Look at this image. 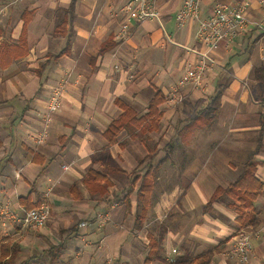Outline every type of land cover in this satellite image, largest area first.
Returning <instances> with one entry per match:
<instances>
[{
  "label": "crops",
  "instance_id": "obj_1",
  "mask_svg": "<svg viewBox=\"0 0 264 264\" xmlns=\"http://www.w3.org/2000/svg\"><path fill=\"white\" fill-rule=\"evenodd\" d=\"M219 4L244 5L251 19L264 15V0H200V17H209ZM182 5L183 0H155L160 24L130 20L124 30L135 7L128 0H0V44L23 40L26 50L0 63V204L20 217L18 197L41 195L50 212L39 234L50 244L63 242V255L79 264H97L104 244L115 260L144 264L151 223L165 227L167 258L216 247L209 264H264V230L250 238L248 262L226 254L235 235L264 224V187L255 201L254 224L239 227L237 213L223 201L203 211L214 189L232 182L251 154L256 176L264 181V32L250 25L221 40L201 87L176 86L187 65L198 61L191 49H203L195 36L198 21L177 24ZM107 42L113 47L100 53ZM174 87L181 97L177 104L165 100ZM156 91L164 97L158 128L142 134L123 129L109 145L103 132L122 112L116 101L141 116ZM56 94L59 105L48 135L36 144ZM217 95L216 116L187 128ZM148 151L154 153L153 166L166 160L158 164L150 194L152 221L138 229L132 220L138 183L131 181L149 161ZM89 169L111 180L109 201L91 198L84 187ZM75 184L79 199L70 190ZM100 214L107 215L104 224ZM10 234H18L15 241L23 247L25 232L18 227ZM26 238L35 244L40 236Z\"/></svg>",
  "mask_w": 264,
  "mask_h": 264
},
{
  "label": "trees",
  "instance_id": "obj_2",
  "mask_svg": "<svg viewBox=\"0 0 264 264\" xmlns=\"http://www.w3.org/2000/svg\"><path fill=\"white\" fill-rule=\"evenodd\" d=\"M114 43H105L100 48L99 52L112 48ZM25 43L23 40H18L16 43L0 44V63L7 65L11 60L17 59L25 54ZM55 56H53L54 58ZM57 58V56L55 57ZM40 72V71H39ZM260 74L256 71V77ZM164 101V97L160 91H156L147 105V112L139 116L138 113L127 104L117 100L116 103L122 109V112L113 119L103 132V136L109 145L116 142L117 135L123 129H137L141 134L146 131H155L158 128L160 118L162 116L159 110V105ZM218 95L215 96L210 104L203 107L195 118L190 120L187 128L199 125V119L214 118L218 110ZM204 117V118H201ZM171 143H167L166 148L171 149ZM169 152L167 153V155ZM154 153L148 151L144 158L149 161L142 166L141 171L132 178V185H137L136 211L133 215V226L141 229V227L152 221L151 217V191L155 185L158 171V164L166 160H160L155 166L151 161ZM256 161L253 155H249L245 160L243 167L236 178L225 186L218 185L206 204L203 206V211H209L212 204L223 201L226 206L237 213L235 222L239 227H246L249 224H254L257 221V212L255 201L262 193L264 181L256 176ZM140 165V164H139ZM138 171V170H137ZM136 172V171H135ZM84 187L88 190L91 198L98 201H109L107 198L108 187L112 185L111 180L102 172L94 169H89L86 177L82 180ZM76 184L70 187L72 195L75 199H79V189ZM126 200L129 207L128 200ZM42 196L36 194L32 198V192L25 196H20L17 202L25 210L38 207L42 203ZM165 227L158 223H151L147 231V251L143 260L144 264H151L154 261L161 264H209L213 254L216 252V247L206 249L198 254L192 255L188 252H183L174 257H166L164 251ZM23 247L18 241H4L0 243V264H63L61 256L63 255V242L50 244L48 247L41 249L38 252H30L25 257L20 258ZM114 264H127L121 262L120 259L114 261Z\"/></svg>",
  "mask_w": 264,
  "mask_h": 264
},
{
  "label": "built area",
  "instance_id": "obj_3",
  "mask_svg": "<svg viewBox=\"0 0 264 264\" xmlns=\"http://www.w3.org/2000/svg\"><path fill=\"white\" fill-rule=\"evenodd\" d=\"M135 4L134 12L123 23L122 28H128L127 23L132 20L141 23L144 20H155L160 24V15L155 6V0H128ZM200 0H183L181 10L176 15L177 24L184 26L188 21H198L196 38L203 45V49H191L198 55V61L194 64H188L185 75L177 83L181 86L185 83L192 85L193 88H200L202 76L210 65L214 64V54L221 40H231L236 34L244 32L250 25L264 32V15L258 19H251L245 14L244 5L239 7H229L226 5H216L212 9L209 17L202 19L199 9ZM165 100L172 104L180 102L181 97L178 94L177 87H174L166 94ZM59 105L58 94L53 95L46 107V113L43 118V125L34 139L36 144L44 141L48 135V127L52 121V115ZM64 169L67 167L64 165ZM6 205H0V213L6 210ZM50 212V205L43 201L38 207L23 210L22 216L18 218L23 225L39 229L46 223ZM9 213V212H8ZM100 220L104 222L107 215L100 214ZM10 218H15V214H9ZM84 225V223H81ZM264 230V224L252 231H242L235 235L226 249L229 257H235L238 263H246L251 253L250 238L258 236L260 231ZM174 251V250H173ZM170 260V258H168Z\"/></svg>",
  "mask_w": 264,
  "mask_h": 264
},
{
  "label": "rangeland",
  "instance_id": "obj_4",
  "mask_svg": "<svg viewBox=\"0 0 264 264\" xmlns=\"http://www.w3.org/2000/svg\"><path fill=\"white\" fill-rule=\"evenodd\" d=\"M149 144H151V141L149 142ZM156 145V144H154ZM6 169H2L1 171L2 172H5ZM123 176L120 175L118 177V179L122 180ZM124 180V179H123ZM46 201V200H45ZM2 205V203L0 204ZM6 210L1 212L0 213V243L1 242H4L6 240L8 241H15L16 238L18 237V234H15V235H12L10 234L11 231L15 228H20V230L24 231L25 232V235L26 236H30V238L34 239L37 237V236H40L39 240H37V243L35 244H32L29 240H27L26 236H25V242L22 244L23 246V249H22V252L20 254V258H23L25 257L27 254H29L30 252H38L41 250V248H45V247H48L50 245V241L49 239L47 238H44L43 236H41L38 232V229H33V228H29L25 225L22 224V222L18 219L20 217L16 216L15 218H10L9 217V214H11L10 210L8 209V204L6 203ZM9 212V213H8ZM14 221V222H13ZM10 222H13V223H10ZM73 222L75 223V221L73 220ZM78 222V220L76 221V223ZM79 223V222H78ZM77 223V224H78ZM76 224V225H77ZM101 224H104V222L102 223L101 221ZM7 233H9L7 235ZM66 233V232H65ZM63 233V235L65 234ZM67 235H70L68 233H66ZM105 244L102 248V251L100 253V256H99V260L97 262V264H114V261H115V257H113V251H111V253L109 254L107 251H103L105 250ZM75 251L77 250V247L74 249ZM121 252H124V248L121 250ZM77 255H75L74 257H76ZM123 258V256L121 257ZM77 259V258H76ZM63 264H79L75 261H72L70 260L69 258H67L64 255L61 256V260H60ZM130 264H140V260L139 259H130Z\"/></svg>",
  "mask_w": 264,
  "mask_h": 264
}]
</instances>
